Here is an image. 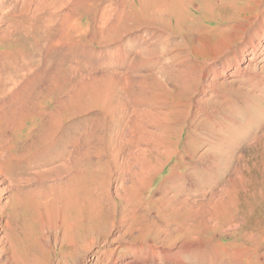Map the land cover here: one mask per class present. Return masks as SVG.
<instances>
[{"label":"bare ground","instance_id":"bare-ground-1","mask_svg":"<svg viewBox=\"0 0 264 264\" xmlns=\"http://www.w3.org/2000/svg\"><path fill=\"white\" fill-rule=\"evenodd\" d=\"M83 1L85 0H27L24 3L22 2V5L20 4L21 7L15 8V10L11 12L2 14L3 18L6 17V19L11 22L9 29L6 31L7 36L4 31L6 26L3 30L0 29V31H3L2 34L5 33V38L3 40L8 44L10 40H13V36L20 34L23 38V42H20L15 38V42L20 43L21 47L14 49L15 54H13L14 52H10L7 55L3 54L7 56L5 57L6 62H0V70L5 71H3L5 78H2V80L0 79V84H2V87L0 86V197L8 189V186H5L4 182L13 174H15L13 181L17 180V182H20L23 179L25 180L21 174L27 173V175H30L29 173H31V171L36 175L41 172L55 171L59 173V171L63 170L65 173L67 169L69 171L75 170L71 177L70 172H67V177L76 178L79 181L81 180L82 183H84V186H88V190L86 189L87 192L84 190L85 193H87V197H85V199L88 200H85V202L87 201L90 205V211L94 213L91 215L94 219H96L95 221L101 222L100 219L103 218L105 212L107 211V207L102 204V201H104L102 199L104 196L102 192V185L104 182H108L107 179L104 178V173H106L104 171H107L108 169L104 157L110 152L111 148L106 145L108 143H105V141L106 139H110L109 143L111 144L112 142L113 144L111 152L116 153L117 146L114 141H116L119 137H124L125 135L122 134L127 128V135H129V139L127 140L129 141V154H131V156L137 154H134L135 152L131 150L130 139L133 136L132 133L134 126L131 122L132 118L130 115H127V111L129 107H131L132 95L137 93L140 95L139 100H142L143 98V100L139 102L138 98L136 100L135 96H133L135 102L134 105L141 106V104H144V101H148L146 102V106L149 107H145L143 110L147 113L152 112V110L154 113H159L158 109L160 108L154 104L163 103V101H161L160 91L164 90V81L162 79H164V76L167 77V74L165 75V73H167L166 66L163 63L165 58L162 62V58H160V56H162V53L166 50L175 49L179 46L177 42L169 41V39H167L168 37L164 35V29L166 30L164 22L167 19L165 16L167 14L169 15V13L171 15H169V18L174 16L173 12H175V10H173V8L178 5V0H138L139 8L131 10L134 12H142L144 18L140 20L138 17V21L127 20L129 25H126L125 23L123 29L119 32L117 31V33L116 31L113 32V30H118V27L123 20V16L125 15L124 12L128 10L125 9L127 3L124 5L127 0H94L96 3L94 2L91 4L88 2L84 4L82 3ZM81 3L84 4V10H82L83 13L81 17H78L77 19V15L74 14V11L76 5H80ZM90 11L99 13V15H90ZM85 14L89 15L88 18L90 20V25L88 26L91 28L90 34L86 33L79 24V21ZM2 17H0V21L2 20ZM228 20L230 21L229 18ZM246 23H243L241 28L234 25V30L236 31L233 34L241 33L247 30L246 28L250 23ZM169 30L168 31L172 33V30ZM2 34L0 32V36ZM233 34L232 36H234ZM235 39L237 38L232 37L233 42L236 41ZM3 40H0V46H3V44L7 45L3 42ZM85 43L90 44V48L83 47ZM249 45H251V42ZM227 48H229V46ZM237 51L238 53H236ZM239 52L240 51L236 48L231 57H227L224 63L225 69H229V67H231L230 63L234 58V73H240V71L237 70L239 68L238 63L242 60ZM255 53L256 52H254V54ZM250 54L253 56L251 51ZM94 55V64L91 65V68H89L85 57L88 59L89 56L93 57ZM214 56L216 57L217 54ZM184 58V54H181L179 51L172 55V59L179 63H173L175 64L173 66H176L178 69L181 68L179 69L182 71L181 73L186 75L184 71L189 69L190 64L185 63ZM246 68L247 66H244V70ZM177 72L179 71L177 70ZM0 74L2 75L1 72ZM220 74L221 72L218 70L217 66L214 65L209 67L206 71L204 70L201 75L202 82L205 83L206 86H213V82H215V79ZM3 79L5 80V85H3ZM186 79L187 83L194 81V78L191 77H186ZM148 91L150 92L148 93ZM56 94L61 96L59 98L52 99L51 97H54ZM144 95L146 97H144ZM83 96L87 97L86 100H88V102L82 107H78L76 104ZM49 98L53 100L52 104L55 105V108H52L51 105H49L46 108L47 111H45L41 105ZM179 102L180 101L174 104ZM61 106H67L68 116L70 118L68 122H73L68 126L67 124L62 125V121L65 119L60 113L62 110L59 109V107ZM176 106H179V104ZM179 107H181V105ZM40 109L43 110L40 111ZM162 110L163 109H161V112ZM55 115L58 116V118H56ZM38 119H41V122L31 128V134H33L36 130L38 131L39 137H36L38 139L34 141V150H37V147L39 146H41V148L38 149V151L26 149L25 151L18 152L17 155L4 159L7 152L11 150L9 146L11 140L2 142L8 135H6V133L13 131L16 128L22 129L26 121H33V124H35ZM154 119L156 120V118ZM153 121L154 120L151 119V122ZM89 122L90 127L92 126V130H88L89 128H87L77 134L80 127L83 125L86 126ZM180 132L181 131H179L178 134H180ZM237 138L238 137L235 136L234 140L237 141ZM202 140L203 139L199 141ZM224 140L221 141V145H224ZM210 143L211 144H208L212 145L214 151L217 150L216 147H218L217 144L219 143L217 141ZM257 144H259V138L253 137L252 145L255 146ZM233 145L237 144L232 141L228 147L219 146L224 156V162H227V164L229 163V165H231L233 160ZM256 147L257 146H255V150ZM148 148L149 147H147V149ZM188 149L190 148L188 147ZM252 149L253 147L251 146V150ZM203 150L202 152H205ZM28 153H30V155H28ZM31 153L33 155H31ZM234 153L236 154L237 152ZM211 154H206L209 159L207 158V160H203V163L206 166L201 165V167H199L197 165L198 168L194 167L191 172L190 169L187 171L190 173L186 176L183 174L180 176V174L177 173L178 170L176 171V169H173L171 174L163 179L164 181L162 180L163 182L162 185L160 184L161 187L159 189L160 202L158 203H161V213L165 210L164 212H169L171 215L172 222L167 224V226L170 224L168 229L155 224L156 229L151 232L147 231L151 233L153 243L146 244L144 243L143 238H141V232H138L137 229L131 225V223L126 224L124 234L130 231V242L125 243V240H127L125 238L126 235L124 236L119 233L120 235H117L115 239L112 238L113 240H108V245H105L106 247H104V250L100 251L99 255L96 256V263L185 264L186 261L188 264H250L251 256L246 254L248 252L247 249L245 250L244 248H240L242 246L241 243L240 247L237 246L231 249L217 250L213 246L209 245L208 240L205 241L202 236L211 229H217L223 225H227L231 230H237L244 227L243 236L245 240L250 241L252 245H256L264 240V223L263 225H260L261 223L258 222L260 218L258 220H255L254 218L252 220L250 219L251 211L255 210L257 206H260L261 200L264 199V162L261 161L259 163L258 161L260 164L259 166H261L262 169L258 171V175L255 176L253 180L250 179L249 183H247L245 176H242L241 174L239 176H235L234 174L235 177H233L235 181L240 179L237 181L239 186H235L230 189L227 183H223L224 186L221 184V187L219 185L217 186V184H213L214 182L212 181L214 179L212 178V180L210 177H212L211 175L213 174L217 177L213 172H215V169L220 166L217 165L216 160L215 163L211 160ZM67 158H72V162L76 165H73L74 168L70 165V160L68 161L69 164L67 163ZM168 158L169 157L167 156V159ZM4 160H6V162H4ZM109 160L112 159L110 158ZM115 160L116 159H114V161ZM195 160L197 159H194V161ZM239 161L240 157H236L235 162L238 164L235 163L234 171L236 169L242 171V169H240L242 166H239ZM33 163L35 164L34 166ZM42 163L47 164V166L39 169L38 167ZM214 167L215 169H213ZM111 169L114 168L112 167ZM138 169L140 170V168ZM161 169L162 167L157 171ZM135 170L133 172H136ZM109 173L110 172L108 171L107 175ZM196 174L197 176L195 177L194 175ZM130 175L127 176L129 179L128 184L124 183L125 185H122L123 194L128 190L125 194L130 199V202L125 204L126 207L124 206L125 208L123 210L119 208L120 210L118 209L117 213L115 212L116 214L114 213L113 215L114 219L117 217V219H119L118 222L121 223L126 221L127 216L130 217V219L137 217L139 215L138 210L141 209V206L139 207L140 209L133 208L134 202H132L138 191L141 189V186L138 185L141 183H138L137 186H135L137 182L134 183L132 179L134 175H132L131 179ZM219 176L218 178H220ZM206 178H210L212 181L209 179L207 182ZM121 179L123 178L121 177ZM229 180L232 181V179H228L227 182H229ZM79 181L77 183L80 186L82 183L79 184ZM110 183H108V185ZM210 184L211 186H209ZM104 186H106V184H104ZM201 186H204V189L202 188L203 190H200L199 187ZM104 189L106 192L105 187ZM70 191L72 196L70 197L68 204L74 209L73 214L76 215V218H81L83 215L87 216L86 212L83 210L84 208L81 209V206L86 203L83 204L80 196L77 197L79 194L78 191H76L75 188L70 189ZM84 191L82 192L84 193ZM115 191L116 190H114V193ZM114 193L110 196V198L107 194L108 200L112 201L111 203L113 208L116 205V202H113L112 200L116 197V194ZM121 195L119 193L120 197ZM76 198H79L80 200ZM72 199L73 201H71ZM107 202L108 201H106V203ZM158 203L157 205L159 206ZM108 204L111 205L110 203ZM77 207H79V210H77ZM1 210L2 209L0 208V212ZM140 216V219H144L145 214H141ZM263 221L264 219L262 222ZM23 222H25V220ZM9 223V221H5L0 218V264H21L22 257L25 256L22 253L23 248L26 255L29 257L31 255V259L29 260V263H31V261L34 260V253H31V248L29 246L30 243H28V246H25L23 244V241L25 240L23 239L26 237L22 236V239L20 233L13 229ZM109 224L112 227L114 222L110 221ZM149 225L150 224L148 223V225H145L146 227H141V230H151V226ZM134 229H136L137 234L132 235L134 232L132 233L131 231ZM92 231L93 229L88 230V235H91L93 233ZM11 234L14 239L10 238ZM88 235H85L86 237L84 238L87 240L86 247L98 243L102 238L107 239L106 235H98L96 237H93V234L91 236ZM87 238H90V240ZM84 239L79 241L85 242ZM135 241H139V243L137 244ZM27 242L29 241H26V243ZM261 256H264V254ZM244 258H246L245 261ZM34 263H36V261ZM256 263L259 262H255L254 264Z\"/></svg>","mask_w":264,"mask_h":264},{"label":"rangeland","instance_id":"rangeland-1","mask_svg":"<svg viewBox=\"0 0 264 264\" xmlns=\"http://www.w3.org/2000/svg\"><path fill=\"white\" fill-rule=\"evenodd\" d=\"M25 1L27 0H0V17H2V14H5L6 12H11L15 10V8L21 7L22 2L24 3ZM95 1L85 0L82 3L86 4L88 2L89 4H91L94 3ZM214 1L213 0H184V1L178 0V5H176L173 8V10H175V12H173L175 17L173 16L169 18L170 13L169 15L167 14L165 16L167 17V19L164 22V27L166 28V30L164 29L165 31L164 35L168 37L167 39H169V41L177 42L179 46L175 49L166 50L164 53H162V56H160V58H162L161 59L162 62L165 60L163 63L166 66V72H167L165 73V75L167 74L166 75L167 77L164 76V79H162L164 81L163 84L164 90L160 91V97L162 99L161 101H163L162 103L163 105L161 103L160 104L158 103L160 105L159 107L158 104H154L158 106V108H160L158 109L159 113H154V111L152 110V112H149L150 113L149 114L143 110V108L145 109V107H149L146 106V102L148 101L146 102L144 101V104L143 105L141 104V106L134 105L135 102L133 96H135L136 100L137 98L139 100L140 95L137 93L136 94L133 93L134 95H132L131 97L132 99L131 107H129L127 111V115H130V117L132 118L131 122L133 123L134 126V130L132 133L133 136L131 137L130 141H131V150L135 152L134 154L137 153L136 155L131 156V154H129V141H127L129 139V135H127L128 133L127 128L124 131L125 134L124 133L122 134L125 136L124 137L122 136L121 138L119 137L118 139H116V141H114L115 145L117 146L116 153L111 152V149L113 148L112 147L113 144L112 142L111 144L109 143L110 139H106L105 143H108L106 145L111 148H110V152L107 153L104 157L108 167L107 171H104L106 172L104 173L105 174L104 178L107 179L108 182L107 183L104 182L102 185L103 188L102 192L104 195L102 198L104 200L102 201V204H104V206L107 207V211L109 212L107 211L105 212L103 218L100 219L101 222L95 221L96 219H94V217L91 215L94 213L90 211L91 207H89L90 205L87 203L88 200L85 199V197H87L86 195L87 193H85V191L87 192L88 186H84V183H82L81 180L80 182L76 178L75 179L70 178L75 170L69 171L67 169V171L65 170L66 171L65 173L63 170L59 171V173L55 171L41 172L36 175L35 173H32V171L31 173H29L30 175H27V173H22L21 176L24 177L25 180L23 179L20 182L18 181L19 183L17 182V180L13 181V177L15 176V174H13L10 177H8V179L4 182V185L8 186V189L0 197V208L2 209L0 212V218L2 220L9 221L10 226H12L13 229H15L17 232L20 233L22 239L23 237H26L25 239H23L25 241L22 240L23 244L25 246H28L29 245L28 243H30L29 246L31 248V253H34V255H36L34 256L32 254L34 260L31 261V263H29L30 262L29 260L31 259V255L30 257L26 255V252L22 246L23 248L22 253L25 256L22 257L21 264H97L95 260L96 256L99 255V252L103 251L104 247L108 245L107 244L108 240L111 241L115 239L117 235L120 234L124 236L125 235L127 236L128 234L127 237L125 236V238L127 239L125 240L126 241L125 243L130 242V238H129L131 234L130 231L124 234L125 225L129 223H131V225H133L138 232H141V238H143L144 243L152 244L153 243L152 235L149 232L156 229L155 228L156 225H161L163 226V228L168 229L170 227V224L169 226H167V224L172 222L170 213L164 212L165 210H163L164 213L163 212L161 213V209H162L161 203H158L160 202L159 189L162 185V182L164 181L163 179L168 177L173 169H176V171L178 170L177 173H179L180 176H182V174L186 176L192 171V169H194V167L198 168V166L201 167V165L206 166L203 163V160H207L208 158L206 154L209 155L213 153L210 155L211 160L214 163L216 160L217 165L220 166L217 167L216 169L215 167L213 168L216 170L213 173H215L217 177H215L214 174L211 175L212 177H210L211 179L213 178L214 180L215 179L217 180L214 181L212 179L213 180L212 181L210 178H206L207 182L210 179L212 182H214L213 184H217V186L219 185L220 187L221 184L222 186H224V184L227 183L230 189H232L235 186L236 187L239 186L237 181H239L240 179L236 181L234 180V177L236 175L239 176L241 174L242 176H245L247 183H249L250 179L253 180V178H255V176L258 175V171L262 169V167L259 166L260 165L259 163L261 161L264 162V0H220V1L214 0ZM82 3L80 5L79 4L76 5L75 7L74 14L77 15V19L78 17H81L83 13L82 10H84L83 9L84 4ZM125 4H126L125 9L128 10L124 12L125 15L123 16V20L120 23L118 30H113V32L116 31L117 33V31L119 32L120 30H122L125 23L126 25H129L127 20L138 21L139 18L140 20L144 18L142 12L140 11L134 12L133 10H131V9L135 10L136 8L137 9L139 8L138 0H127V2L124 3V5ZM183 4L186 5L184 6ZM89 14L99 15V13H96L94 11H90ZM83 17L79 21V24L86 33L90 34L91 28L88 26L90 25V20L88 18L89 15L85 14ZM228 18L230 19V21L228 20ZM1 21H0L1 22L0 29L3 30L6 26L7 29L5 28L4 30L6 32L9 29L10 27L9 25L11 22L7 20L6 17L4 18L2 17ZM243 23L246 24L250 23L249 26L246 28L247 30L241 33L233 34L236 31L234 30L235 29L234 27L237 26L238 28H241L243 26ZM169 29L172 30V33L169 32L170 31ZM0 32L1 34L3 33V31ZM4 34L0 36V40H3L5 38ZM232 34L234 36H232ZM6 36H7V32H6ZM232 37L237 38L235 39L236 40L235 42H233ZM15 38L18 41L23 42V38L21 37L20 34L13 36L12 38L13 40H10L8 44L3 40V42H5L7 45L3 44V46H0V53H2L0 54V57L3 54L7 55L10 52L12 53L14 52L13 54H15L14 49H16L17 47H21L20 43L15 42ZM250 42L251 45H249ZM84 45L83 47L90 48V44L85 43ZM228 46L229 48H227ZM236 48L240 51L239 55L240 58L242 59L238 63L239 68L237 69L240 71V73L237 72L234 73L233 70L234 58L230 63L231 67H229V69L224 68V63L227 57H231V55L233 54ZM174 51L175 52L179 51L181 54H184L185 63L190 64L189 69L184 71L186 75L184 73H181L182 71L179 70L181 68L178 69L176 66H173L175 65L173 63H178L176 60L172 59V55L175 54ZM250 51L251 53H253V56L250 54ZM254 52L256 53L254 54ZM236 53H238V51ZM216 54L217 56L215 57L214 55ZM5 55L2 56L4 58L2 57L0 58L1 63L6 62L5 57L7 56ZM85 60L88 63L87 64L88 67L91 68V65H93L94 64L93 62L95 61V55L93 57L89 56L88 59L85 57ZM88 60L90 63L88 62ZM203 61H205L206 63ZM214 65L218 67V70L221 72V74L215 79V82H213L214 83L213 86H206L205 83L202 82L201 75L204 72V70L206 71L209 67H212ZM244 66H247L248 69L246 68L244 70ZM177 70L180 73L177 72ZM3 71L4 70H0V72L2 73V75L0 74L1 80L2 78H5L4 77L5 71L4 72ZM186 77L194 78V81L190 82L191 84L187 83ZM4 82L5 80L3 79V85H5ZM1 85L2 84H0V86ZM150 91H148V93ZM60 96L56 94L54 95V97L51 98L55 99V98H59ZM144 97L146 96L144 95ZM51 98L45 100L41 105V107L45 111H47L46 108L49 105H51L52 108L53 107L55 108V105L52 104L53 100H51ZM86 98L87 97L83 96L76 105L78 107H82L83 105L87 104L88 100H86ZM175 98L181 102V103L180 102L177 103L179 104V106L181 105V107L176 106L177 104H174L178 102ZM142 100H139V102ZM43 109H40V111H42ZM59 109L62 110L60 113L61 116L65 119L64 121H62L63 122L62 125L67 124L68 126L69 124L73 123V122H68L70 118L68 116L67 106L65 107L61 106L59 107ZM161 109H163L162 112H165L166 114L162 113ZM55 117L58 118V116L56 115ZM154 118H156V120ZM151 119L154 121L151 122ZM39 122H41V119H38L35 124H33V121H26L22 129L16 128L15 129L16 131L13 130L6 133V135L7 134L8 135L5 137V140H3L2 142L11 140L9 143L11 150L7 152V155L5 156L4 159L17 155L18 152L25 151L26 149L32 151H38V149L41 148V146H39L37 147V150H34L35 149L34 141L38 139L36 137H39L38 131L36 130L35 132H33V134H31V128L38 125ZM202 122L203 123L205 122L204 124L206 126ZM218 127L219 128L222 127V128H220L219 130ZM87 128H89L88 130H92V126L90 127V122L87 123L86 126L83 125L82 127H80V130L77 131V134L80 131ZM18 129L21 131H19ZM178 129L179 131H181L180 134H178L179 133ZM221 136H223L224 138ZM235 136L238 137L237 138V141L239 140L238 142L234 140ZM253 137L259 138V144L255 145L257 146L256 150H255V146L252 145ZM200 138L203 140L199 141L201 140ZM222 140H224V145L220 144ZM209 141L210 142L217 141L219 143L217 144L218 147H216L217 150L214 151L212 145H209L211 144ZM232 141L237 144V145H233L232 151L237 153L235 154L233 152V160L231 165H229V163L227 164V162L226 163L224 162L225 161L224 156L219 146L228 147V145L230 146ZM188 142L189 144L191 143L190 144L191 147L189 146ZM185 143L187 144V146ZM251 146L253 147L252 150H251ZM147 147L149 148L147 149ZM188 147L190 149H188ZM202 150L205 152H202ZM28 155H30V153H28ZM31 155L33 154L31 153ZM167 156L171 158L167 159ZM199 157L200 158L203 157V158H201L200 160ZM236 157H240L239 166L240 167L242 166L240 168L242 169V171L237 169L234 171ZM110 158L112 160H109ZM67 159H68L67 163L69 164L68 161L70 160V165L73 166L74 163L72 162V158H67ZM114 159H116L118 162L116 160L114 161ZM194 159L197 160L194 161ZM164 160L167 162H165ZM196 161L197 162L199 161L198 164ZM4 162H6V160H4ZM34 165L35 164L33 163V166ZM46 166L47 164L42 163L41 165H39L38 168L42 169ZM110 167L111 168L113 167L114 169H111ZM137 167L140 168V170ZM161 167L162 169L157 171ZM115 168L116 169L118 168L119 170L118 169L116 170ZM134 168L137 170H135ZM134 170L136 172H133ZM141 170L143 171V173ZM189 170L190 172L188 173L187 171ZM108 171L110 173L107 175ZM121 171L124 173H122ZM137 171L139 175L137 174ZM67 172H70L69 178L67 177ZM129 172L131 173V175ZM129 175H130V179L132 175H134L132 179L134 183L137 182L135 186H137L138 183H141L138 184L139 186H141L140 187L141 189L138 191L137 195L134 197L132 201L134 202L133 208L138 209L141 206L140 207L141 209L139 208L140 209L138 210L139 215L137 217H135L134 219L132 218L130 219V217L127 216L126 221L121 223L118 222L119 219H117V217H115L117 220L114 219L113 215L115 212L117 213V210L119 208L123 210L126 207L125 204L127 202H130V199L125 194L128 192V190L126 192L124 191L125 192L124 194L122 192L123 191L122 185L124 183L128 184L129 179L127 178V176ZM194 176L196 177L197 174ZM218 176L221 178V183H220V178H218ZM121 177L123 179H121ZM224 178H225V182H224ZM228 179H232V181L229 180V182H227ZM78 181L79 184L82 183V185L79 186L77 183ZM108 183L110 184L108 185ZM104 184H106V186H104ZM103 186L106 188V192L104 191L105 189ZM209 186H211V184ZM72 188H75L76 191H78L80 195L77 192L75 193L78 194L77 197L80 196V199L81 201H83V204L86 203L85 205L81 206V209L84 208L83 210L86 212L87 216L83 215L81 218H76V215L73 214L74 209L71 208L68 204L69 203L68 201L72 196V193L70 191V189ZM199 188L200 190H203L204 186H201ZM114 190H116L115 193ZM82 191H84L85 194ZM118 192L120 193V195L122 192L121 197L119 196ZM113 193L116 194V197L112 199L113 202H116L114 208L111 203L112 201L108 200V196H107L108 194L110 198V196L113 195ZM85 200L87 201L85 202ZM71 201H73V199ZM106 201L108 202L106 203ZM156 202L159 204V206L157 205ZM108 203H110L111 205H109ZM77 210H79V207H77ZM252 211L250 213V217H251L250 219L252 220L254 218L255 220L256 219L258 220L260 218L261 220L259 219L258 222L261 223L260 225H263L264 221L262 222V220L264 219V199L261 200L260 206H257V208ZM141 214H145L144 219H140ZM24 220L25 222H23ZM110 221L114 222L112 227L109 224ZM148 223L150 224L149 226H151V230H146V229L141 230V227L148 225ZM223 226L217 229H211L209 232L204 233L202 236L204 237L203 239L205 241L208 240L209 245L213 246L217 250L231 249L237 246L240 247V243H241L242 246L240 248H244L245 250L246 249L248 250L246 254L251 256V263L254 264L255 262H259L256 264H264V256H261L262 254H264L263 253L264 240L256 245H252V243L250 241H246L243 236L244 227H241L237 230H231L228 228L227 225L224 227ZM91 229H93L92 231L93 233L91 232L93 234V237H96L98 235L99 236L106 235L107 239L102 238L98 243L86 247L87 240H85L84 238L89 234L87 233V231ZM136 229L131 231L132 233L134 232L132 235L137 234ZM10 236H11L10 238L14 239L12 234ZM83 239L85 240V242L84 241L80 242ZM87 239L90 240V238ZM26 241L29 242L26 243ZM31 242L33 243V245ZM135 243L138 244L139 241H135ZM245 260L246 258H244V261ZM35 261L36 263H34ZM99 263L101 264L102 262ZM186 263L187 262L185 261V264Z\"/></svg>","mask_w":264,"mask_h":264}]
</instances>
